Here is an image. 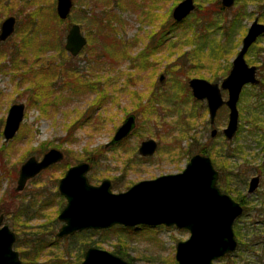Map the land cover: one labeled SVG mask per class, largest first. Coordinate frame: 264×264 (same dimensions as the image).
Returning a JSON list of instances; mask_svg holds the SVG:
<instances>
[{
    "label": "rangeland",
    "instance_id": "rangeland-1",
    "mask_svg": "<svg viewBox=\"0 0 264 264\" xmlns=\"http://www.w3.org/2000/svg\"><path fill=\"white\" fill-rule=\"evenodd\" d=\"M55 1L0 0V20L9 15L4 7L7 4L13 6L11 12L20 9L17 29L25 26V14L34 16V22L27 29L32 51L29 56H33L30 57L33 62L38 57L33 53L36 46L44 44L46 47L39 61H35L38 64L29 68L26 64L22 70L20 66L11 70L9 59H14L7 57L19 49L0 58L3 63L0 67V214H3V224H7L15 236L19 234L22 247H26L31 237L41 236L49 242L39 258L46 263L80 264L83 251L88 246H97L110 252L120 250L134 264H176V243L187 239L189 232L174 226L140 228L141 225H137L139 228L132 232H119L110 227L56 237L62 224L57 216L66 203L58 192V180L69 166L85 161L90 164L87 177L92 184L107 178L111 181V190L121 192L141 180L182 171L192 155L202 154L201 149L206 148L222 169L221 180L230 183L232 188L238 186V177H230L229 171L243 174L247 182L252 175H260L258 189L245 197L249 209L238 218L242 244H238L230 256L215 259L212 264H264V166H260L264 131L252 122L256 112L250 109L258 88L243 87L238 102L240 131L226 146L221 136L210 137L212 127L207 112L200 101L190 97L185 82L193 77L209 79L212 72L222 74L220 64L231 54L227 51L217 55L220 50L217 48L231 44L223 39L222 33L227 27L223 17L214 21L215 17L211 16L216 9L214 0H194L206 8L207 14L199 15L205 37L200 41L195 38L190 25L196 24L199 29L201 23L197 17H190L174 28L170 38L164 39L167 34L162 35L161 44L155 49L160 23H166L167 27L166 12L169 9L171 16L180 0H118L123 6L115 5L108 15L104 11L113 6L111 0H72L74 9L69 22L57 21L51 15V4L55 5ZM243 2L246 3L244 15L242 8L238 9ZM232 7L238 10V19L232 26L237 44L229 62L254 18L263 22V12L254 1L235 0ZM83 15H87L86 18ZM96 19L116 20L112 25L113 33L105 23L98 25ZM69 23L80 25L87 44L76 56L67 52L58 56L53 43L59 41L55 46L57 52L58 46L63 51ZM20 31L0 47L17 42ZM114 34L117 41L113 39ZM50 55L59 58L64 67L49 63ZM23 56L24 52L20 53L17 60ZM246 57L254 65L264 63V36L249 49ZM47 74L49 77L45 78ZM161 74L163 79L159 81ZM43 82L49 84V88L39 86ZM223 97H226L225 92ZM18 102L25 104L24 117L14 137L5 141L2 128L7 110ZM220 111L213 124L219 131L227 122V113ZM131 113L136 115L131 133L112 143L116 128ZM147 138H153L157 148L151 156H142L138 146ZM50 148L62 151L65 161L43 169L18 190L20 165L30 156L40 159ZM247 182L242 188L243 195L247 194ZM27 203L31 210L26 216L17 209L22 210ZM34 232L37 234L32 235Z\"/></svg>",
    "mask_w": 264,
    "mask_h": 264
},
{
    "label": "water",
    "instance_id": "water-1",
    "mask_svg": "<svg viewBox=\"0 0 264 264\" xmlns=\"http://www.w3.org/2000/svg\"><path fill=\"white\" fill-rule=\"evenodd\" d=\"M234 1L220 0L225 8H230ZM72 6V0H57L56 13L59 18L65 19ZM195 8L194 0H180L173 7L171 17L175 22H181ZM14 22V16L3 20L0 39H6L13 32ZM263 33L264 24L257 17L254 18L242 37L240 49L232 61L228 75L220 83L199 77L188 80L192 95L198 100L205 99L210 122H213L222 105L228 107V122L223 129L227 138L237 129L236 104L243 85L257 83L255 66L246 63L244 54ZM85 44L86 38L79 24H72L66 35L65 49L72 56H76ZM162 79L163 75H160L159 81ZM222 89L228 92L226 100L222 98ZM24 109L22 102L13 103L8 108L2 131L5 141L16 134L23 120ZM134 125V115L126 116L116 128L111 142L126 138ZM214 134L215 130H212L211 135ZM156 148L157 142L153 138H147L140 142L138 153L151 156ZM62 158L63 152L57 148H50L40 159L35 156L28 157L19 168L17 189L22 190L27 180ZM89 169L88 162H78L69 166L58 180V192L65 198L66 203L57 216L62 224L55 234L56 237L61 238L82 230L106 229L113 225H164L189 232L187 239L176 243V264H212L213 260L236 250L233 223L241 216L243 209L217 186L218 172L209 156L194 154L182 171L141 180L121 192H113L111 181L107 178L99 184H91L87 177ZM258 183L259 177H253L249 182L248 193L254 192ZM15 239V233L7 224H3V214H0V264H23L18 251L13 247ZM80 264L134 263L108 250L89 246L84 251Z\"/></svg>",
    "mask_w": 264,
    "mask_h": 264
},
{
    "label": "trees",
    "instance_id": "trees-1",
    "mask_svg": "<svg viewBox=\"0 0 264 264\" xmlns=\"http://www.w3.org/2000/svg\"><path fill=\"white\" fill-rule=\"evenodd\" d=\"M251 1H254V3L255 4H257V8L261 11V12H263V13H261V15H262V18H261V20L264 22V0H251ZM111 2H114V4H113V6L109 9V10H105L104 11V14H109V13H112L111 11H112V9L113 8H115L116 6L115 5H122L123 6V4L124 3H120V1H118V0H111ZM134 5H137V3H133ZM243 4V6H239V8L238 9H240V8H242V13H243V15L245 14V12H244V9L243 8H245L246 7V3H242ZM129 5V4H128ZM213 5H215L216 6V9L215 10H213V12H211V16L212 17H215V18H213L214 19V21H217L219 18H220V16H222L223 17V22L224 23H227L226 25H227V27H226V29L225 30H223V39H225L226 38V42L228 41L229 42V45L231 44V46H229V47H223V48H217L216 50H219V52L217 53V55H224V53H226L227 51H228V53L230 52V53H232L233 51H234V49H235V47H236V44H237V42H235V39H234V37H233V35H235V31L232 29V26H233V24L237 21V19H238V10L236 9V7H232V8H229V9H226V8H223L222 6H220L219 5V0H214V2H213ZM121 6V7H122ZM4 7H6V9H8L9 10V13H16V14H20V9H19V12H11L12 10V8H13V6L11 5V4H7L6 6H4ZM73 9H74V7H73ZM205 7H201L200 5H199V3H197V8L195 9V11L192 13V15H188L183 21H181V22H174L172 19H171V16H170V13H169V9L167 10V16H168V18H169V23H168V25H167V27H165V25H166V23H160V26L158 27L159 28V30L158 31H160L159 33H158V31L157 32H154L153 34H152V36L150 37V39L152 38V37H154V35H156L157 33H158V35H157V44L156 45H154V43H153V49H155L158 45H160L161 44V37H162V35H165V34H167V36L166 37H164V39H167V38H170V36H169V34L170 33H172L173 31H174V28L176 27V26H178V25H180V24H183L185 21H188V19H191L190 17H194V18H198L199 20H197L199 23H201L200 25L202 26L203 24V21L201 20V18L199 17V15L201 14V16H203L206 12H205ZM204 12V13H203ZM35 13V12H34ZM203 13V14H202ZM207 14V13H206ZM205 14V15H206ZM215 15V16H214ZM120 18V16H118L117 17V19H119ZM97 20V24L99 25V24H101V26H103V24L105 23V25H107V28H109V30H111V32L113 33V31H114V29H113V23L116 21V20H112V19H109V20H107V21H103L104 19H96ZM192 28H193V31H194V35H195V38H197V40L198 41H200V38H203V37H205L206 35H204L203 33H202V28H203V26L201 27L200 26V28L199 29H197V25L196 24H192V25H190ZM218 27V26H217ZM220 27V26H219ZM113 39L115 40V41H117L118 39H116V36H115V34L113 35ZM112 40V39H111ZM151 40H153V39H151ZM147 45H150L149 43L147 44ZM152 45V44H151ZM201 47V46H200ZM36 50H34V54H35V56L37 57V56H39V54L41 55V53L44 51V49L46 48L45 46H44V44H40V45H38V46H36ZM202 48V47H201ZM200 48H198V49H196L195 51H197V50H199ZM194 51V50H193ZM21 52L20 51H17L15 54H13L12 55V58L14 59V60H12V66H13V68H16L17 66H18V61L19 60H17V55H19ZM231 54H229L227 57H229ZM227 57H226V61H227ZM223 62L224 63H221L220 64V66H222V67H220L221 68V70H225V67H224V64H226V62H225V59L223 60ZM219 74L220 73H218V72H212L211 74H209V76H208V78L209 79H211V80H217V79H219ZM199 75V74H198ZM47 77H49L48 76V74L46 75V77L45 78H47ZM39 86H42V87H48L49 86V84H47V83H45V82H43V84H40ZM92 86V85H91ZM49 88V87H48ZM44 89V88H43ZM259 97V96H258ZM258 97H256L255 98V103H254V105L250 108L251 109V111L252 110H254L256 113L254 114V116H253V120H252V122L254 121L255 123H257L258 125H259V127H263L264 126V104L262 103V102H264V97L262 98L263 99V101H262V99L261 98H258ZM201 153L202 154H206V155H208V156H210V152H208L207 151V149H201ZM63 161H65L64 159H63ZM55 166V165H54ZM90 179V178H89ZM91 180V179H90ZM220 181V180H219ZM228 190H225V192H227ZM57 194V193H56ZM58 195V194H57ZM239 196H237V197H235L238 201H241V204L243 205V208H244V210H243V214L242 215H244V214H246V210H248L249 209V206H248V202H247V200H245L244 202H243V200H241V199H239L238 198ZM29 206H31L30 205V203L28 204H24L23 205V208H22V210L19 208V209H17V210H19L21 213H24L26 216H27V213H28V211L29 210H31V208H29ZM38 210V209H37ZM236 221V223H235V226L233 227V230H234V234H235V237L237 238V240H238V244H242V239H241V235H240V231H239V227H238V222L240 221V219H236L235 220ZM12 225V224H11ZM142 227H146V226H140V228H142ZM139 227L137 226V227H124V226H121V225H114V226H112L110 229H113V230H115V231H119V232H122V231H125V232H132L133 230H135V229H138ZM12 229L13 230H15L16 231V233H17V229L15 228V226H13L12 225ZM91 230H83V232H86V233H88V232H90ZM92 232V231H91ZM36 235L37 234V232H34V233H32V235ZM28 240V242H27V244H26V247H22V242H21V239H20V237H19V234L17 233V236H16V241H15V246H16V248L19 250V256H20V258L22 259V261H23V264H59V262L58 261H54L53 263H50V262H42V260L41 259H39L41 256H42V251L44 250V248L45 247H47L50 243L49 242H47V241H45L41 236L39 237V236H37V237H35V238H29V239H27ZM55 240H58V239H55ZM54 243V242H53ZM89 247V246H88ZM87 247V248H88ZM25 248H27V249H25ZM86 248V249H87ZM85 249V250H86ZM84 252V251H83ZM115 254H117V255H119V256H121V257H123L124 259H126V260H128L129 261V259H127L126 258V256H125V254L123 253V252H121L120 250H114L113 251ZM83 255V254H82ZM228 256H230V254H227V255H225L224 257H228ZM83 257V256H82ZM47 261V260H46Z\"/></svg>",
    "mask_w": 264,
    "mask_h": 264
},
{
    "label": "flooded vegetation",
    "instance_id": "flooded-vegetation-1",
    "mask_svg": "<svg viewBox=\"0 0 264 264\" xmlns=\"http://www.w3.org/2000/svg\"><path fill=\"white\" fill-rule=\"evenodd\" d=\"M56 2H57V0L55 1V5H54V2L51 4V15H53L54 16V19L55 20H57V21H60V22H66V21H68L69 19H70V13H71V11H72V9H73V6H74V4H73V6H72V8H71V10H70V12H69V14H68V16L65 18V19H61V18H59V16L57 15V13H56ZM195 5H196V8H197V3H195ZM219 5L220 6H222L221 5V2H220V0H219ZM223 7V6H222ZM6 8V7H5ZM195 8V9H196ZM223 8H225V7H223ZM226 9H229V8H226ZM195 11V10H194ZM0 13H1V11H0ZM7 14H9V15H7V16H5V17H3L2 18V20H0V32H1V24H2V22H3V20L6 18V17H8V16H14V18H15V22H14V29H13V32L9 35V36H7L6 37V39H0V45H2V44H5L6 42H9L8 40L15 34V33H17V31H19V30H22V31H20L19 32V35L17 34V36H19V40L17 41V42H14V44H12V45H10V46H5V47H0V58H2V57H6V54L7 53H12V52H14L15 51V48H17L16 50H20V52L22 53V52H24V56H23V58H21V60L19 59V61H18V66H20V70H22V69H24V67H25V65L27 64V66H28V68L29 67H31V66H33L32 64H34V63H36V64H38V62H35L36 60H38L42 55H39L38 57H37V59L33 62V60H32V58H30V57H33V56H29L31 53H32V51H30V47H29V37H28V35H30V32L27 30V29H30V28H28V26H30L29 24H31L32 22H34V20H33V15H29V13L28 14H25L24 15V17H25V20H27V22L25 23V26L24 27H21V29H17V22L19 21V19H20V14H16V13H7ZM85 18H86V16L87 15H83ZM31 18V19H30ZM259 21V20H258ZM69 22V21H68ZM260 22V21H259ZM72 23V22H71ZM261 23H263V22H261ZM264 24V23H263ZM71 25L72 24H70L69 23V26L67 27V30H69V28L71 27ZM80 26V25H79ZM80 30H81V27H80ZM82 32V31H81ZM67 33H68V31H67ZM53 34L55 35V32H53ZM83 34V33H82ZM67 35V34H66ZM84 35V34H83ZM264 36V33L262 34V35H260L259 37H257V39H256V41L247 49V51L245 52V54H244V59H245V61H246V63L249 65V66H255V77L257 78V83H247V84H245V85H252V86H254V87H257L258 88V91L256 92V94H255V98L256 97H258V98H263L264 97V63H261V64H257V65H254L253 63V61L252 60H250V59H248L247 57H246V54L248 53V51H249V49H251L258 41H259V39H261L262 37ZM86 38V37H85ZM65 40H66V36H65ZM56 42H58L59 43V41H56V40H54V45L56 46V45H59L58 43H56ZM56 43V44H55ZM86 44H87V40H86ZM85 44V45H86ZM84 45V46H85ZM14 46V47H13ZM53 47V50L54 51H56V53H57V55L59 56L60 54L59 53H61V55L62 54H66V52L68 53V54H70V52H68L66 49H65V43H64V49H63V51L61 50V47H59L58 46V48H59V52H57V50L58 49H56V47ZM239 49H240V47L238 48V50L236 51V53H235V55L237 54V52L239 51ZM61 51V52H60ZM234 51H235V49H234ZM233 51V52H234ZM17 51H15V53H16ZM31 52V53H30ZM233 52L231 53V55L233 54ZM14 53V54H15ZM42 54V53H41ZM28 55V56H27ZM60 55V56H61ZM71 55V54H70ZM230 55V56H231ZM72 56V55H71ZM230 56L229 57H227V61H226V59H225V62H226V64H224V67H225V70H224V72L221 74H219V79H217V80H211V79H206V80H208L209 82H214V83H220L221 81H222V79L223 78H225L227 75H228V73H229V71H230V69H231V66H232V61H233V59H234V57L232 58V60H231V62H229V58H230ZM8 57V59L10 58V57H12V55H8L7 56ZM63 58H65L64 56H63ZM56 59H57V57H56ZM55 59V56H52V55H50L49 56V58H48V60H49V63H51L52 65H58V66H62V67H64V64L61 62V61H59L58 59L56 60ZM8 61V60H7ZM32 61V62H31ZM39 61V60H38ZM249 61H250V63H249ZM9 62H10V67H12V59L10 58L9 59ZM30 64V65H29ZM3 65V63L2 62H0V67ZM65 68H67L66 66H65ZM11 70H14V68L12 67L11 68ZM161 75H163V74H161ZM222 78V79H221ZM221 79V81L220 82H218V80H220ZM185 81V80H184ZM186 82V86L188 87V92H189V94H190V97H192V99L194 100V101H200L201 103H202V105H203V107L205 108L204 110H205V112H207V115H208V123L210 124V127H212L211 128V130H210V133H209V135H210V137L211 138H214L215 136H221L223 139H224V143H225V145L226 146H228L229 145V143H231L232 142V140L237 136V134L239 133V110H238V102H239V99H238V101H237V104H236V106H237V110H238V123H237V129H236V131H235V133L230 137V138H227L226 136H225V134L223 133V129L227 126V122H228V113H229V109H228V107L226 106V105H222L218 110H217V112H216V115H215V117H214V120H213V122H210V118H209V113H208V107H207V104H206V101H205V99L204 100H198V99H196L193 95H192V92H191V89H190V87H189V85H188V81H185ZM245 85H243V87L245 86ZM243 87H242V89H243ZM242 89H241V91H242ZM223 92H225V94H226V97H223ZM240 94H241V92H240ZM221 95H222V98L223 99H227V97H228V92H227V90H225V89H222L221 90ZM239 98H240V95H239ZM262 101H263V99H262ZM23 103V102H22ZM263 104H264V102H262ZM13 104V103H12ZM24 104V103H23ZM24 106H25V104H24ZM10 107V106H9ZM225 110V112L227 113V122H226V125H225V127H223L222 129H221V131H219L216 127H214L215 125H213L214 123H215V118L217 117V115L221 112L220 110ZM8 111V110H7ZM24 113H25V109H24ZM132 115H134V118H135V121H136V115H135V113H131ZM7 115V114H6ZM128 115H130V114H128ZM127 115V116H128ZM24 117V116H23ZM5 122V121H4ZM253 123L255 124V126H259L257 123H255L254 121H253ZM3 126H4V124H3ZM135 126V125H134ZM263 131H264V126L263 127H260ZM19 129V128H18ZM212 130H215V134L212 136L211 135V131ZM2 131H3V128H2ZM261 135H262V137L264 138V134L263 133H261ZM206 149V148H205ZM207 151L208 152H210L209 151V149H207ZM263 151H264V141H263V144H262V160H261V164H260V166L261 167H263L264 166V162H263ZM230 153V152H229ZM206 155V154H205ZM212 153L210 154V159H211V162H212V164H213V167L217 170V172H218V176H217V181H216V184H217V186L219 187V189L221 190V192H223V193H225V194H227V195H229L233 200H235V201H237L240 205H241V207H242V209L244 210V208H243V205L241 204V201H238L235 197H237V196H239L238 198L239 199H241V200H243V202L245 201V197H247V196H249V195H251L252 193H254L257 189H258V187H259V185H260V175L259 174H254V175H252L250 178H249V180H248V182L246 181V177L244 178L243 177V174H234L232 171H229L228 173H229V175H230V177H238L237 178V184H238V186H236V188L238 189V191H236V188H232V186H231V184L230 183H223V180H221V174H222V169L219 167V165H217L218 163H216L213 159H212ZM230 156H231V153H230ZM37 158V157H36ZM37 159H39V158H37ZM64 159V154H63V158H62V160ZM59 162H61V161H59ZM21 166V165H20ZM20 168V167H19ZM19 168H18V171H19ZM67 170V169H66ZM65 173V172H64ZM255 176H258L259 177V183H258V186H257V188L255 189V191L254 192H252V193H248V187H247V189H246V192H247V194L246 195H243L242 194V188H243V186L246 184V182L248 183L247 185L249 186V182H250V180L253 178V177H255ZM35 177V176H34ZM60 179V178H59ZM88 180H89V178H88ZM220 180V181H219ZM28 181V180H27ZM89 182L91 183V181L89 180ZM27 183V182H26ZM92 184V183H91ZM26 185V184H25ZM240 186V187H239ZM225 190H228L227 192H225ZM60 194V193H59ZM231 194H233V195H231ZM62 196V195H61ZM234 196V197H233ZM65 199V198H64ZM64 207V206H63ZM62 207V208H63ZM242 214H243V212H242ZM242 214H241V216H242ZM240 216V217H241ZM240 217H238V218H240ZM237 218V219H238ZM236 220V219H235ZM235 222V221H234ZM234 224V223H233ZM234 231V230H233ZM235 235V234H234ZM236 238V237H235ZM236 240H237V238H236ZM237 245H238V240H237ZM237 248V247H236Z\"/></svg>",
    "mask_w": 264,
    "mask_h": 264
}]
</instances>
